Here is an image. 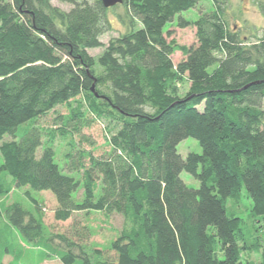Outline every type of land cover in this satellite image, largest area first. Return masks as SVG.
Here are the masks:
<instances>
[{"label":"trees","instance_id":"trees-1","mask_svg":"<svg viewBox=\"0 0 264 264\" xmlns=\"http://www.w3.org/2000/svg\"><path fill=\"white\" fill-rule=\"evenodd\" d=\"M60 1L72 8L0 0V219L28 242L43 241L38 201L28 194L35 214L4 205L12 185L28 187L55 196L57 221L75 212L124 217L110 248L92 255L62 236V264H264V234L243 228L228 206H239L245 189L250 219L264 223V35L251 40L233 29L225 0H123L109 9L101 0ZM202 1L211 7L197 20L179 17ZM119 6L126 32L91 56L112 30L108 12ZM259 8L264 16V0ZM176 17L180 27L196 28V45L168 40ZM177 52L184 58L175 63ZM184 82L190 87L180 95ZM61 106L67 115L58 113L51 129L40 126ZM102 122L107 156L80 151L83 128ZM59 137L68 140L66 169L80 179L57 164ZM190 137L202 153L183 158L177 147Z\"/></svg>","mask_w":264,"mask_h":264},{"label":"rangeland","instance_id":"rangeland-1","mask_svg":"<svg viewBox=\"0 0 264 264\" xmlns=\"http://www.w3.org/2000/svg\"><path fill=\"white\" fill-rule=\"evenodd\" d=\"M261 0H225L227 5V18L231 27L251 40L256 37L264 35V16L259 8ZM52 5L64 11H69L71 5L64 4L60 0H52ZM210 5L206 1L200 2L196 8L182 13L179 17L187 21H195L200 14L210 9ZM109 19L112 23V30L101 37L103 46L96 49L89 50V54L95 58L99 57L106 46L122 33L126 32L127 25L122 22L125 16V10L119 6L108 12ZM171 36L169 41L175 40L177 44L182 46H192L197 44L196 28L192 25L187 27H180L178 17L174 22L168 26ZM167 27V28H168ZM183 55L180 52L174 54L173 59L175 63L183 60ZM213 67L211 71L214 69ZM189 83L184 82L179 85V94L184 95L189 90ZM67 115L68 110L66 106H61L55 113H51L46 118L40 120L39 124L45 129H51L55 126L54 118L57 114ZM103 123V122H102ZM104 125V126H103ZM93 123L90 127L83 128L84 135L88 138L87 141H78V149L82 152L91 151L94 157H106L110 151V146L106 142V135L104 128L106 123ZM30 126L29 123L22 125L19 128L18 140L23 136L26 129ZM56 129V128H53ZM69 139V138H68ZM5 140H9L6 136ZM68 141V140H66ZM57 138L56 145V162L67 175H73L75 178L80 179L79 175L69 173L66 169L68 160L65 158L67 150V142ZM93 143V144H91ZM2 141H0V146ZM178 153L185 158L189 153H202V148L199 142L190 137L183 140L177 147ZM42 154V149L38 151V156ZM74 155H77L74 152ZM84 163L88 165V158L84 157ZM82 161V162H83ZM3 163V158L0 153V166ZM81 174V173H80ZM71 175V176H72ZM181 179L185 184L191 188L198 189L200 183L190 174L183 172ZM245 189L242 191V199L239 206H234L228 203V206L233 209L244 220L245 225L243 228L253 231L257 238L263 237L264 223L253 222L250 219V212L252 202L245 194ZM31 195L32 199L39 202L42 208V217L44 229L43 241L38 245L25 240L16 229L11 228L5 219H0V263L4 264H62L60 257L66 249V244L61 242L62 236H65L67 241L76 243L81 248L79 251H85L89 255L93 254V249L100 248L108 250L111 243L115 241L125 228V220L122 215L112 214L105 216L99 212H75L72 218L68 221L61 222L54 218V212L58 207L55 196L48 191H35L28 187L16 188L11 186V192L4 201V205L11 203L20 204L28 213L35 214L34 203L28 197ZM77 203L83 200V188L79 187L77 192L73 195ZM252 223L256 226L254 229L251 227ZM76 253L77 250H74ZM81 251V252H82ZM250 259L257 261L260 259L258 254H251ZM75 264H83L81 260H77Z\"/></svg>","mask_w":264,"mask_h":264},{"label":"water","instance_id":"water-1","mask_svg":"<svg viewBox=\"0 0 264 264\" xmlns=\"http://www.w3.org/2000/svg\"><path fill=\"white\" fill-rule=\"evenodd\" d=\"M101 1L106 9L113 8L123 3V0H101ZM239 1L243 2L245 0H239Z\"/></svg>","mask_w":264,"mask_h":264}]
</instances>
